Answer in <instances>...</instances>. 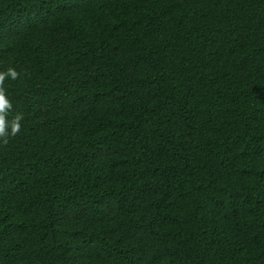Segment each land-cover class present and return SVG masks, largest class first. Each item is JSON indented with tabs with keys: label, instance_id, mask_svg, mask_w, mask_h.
Listing matches in <instances>:
<instances>
[{
	"label": "trees",
	"instance_id": "1",
	"mask_svg": "<svg viewBox=\"0 0 264 264\" xmlns=\"http://www.w3.org/2000/svg\"><path fill=\"white\" fill-rule=\"evenodd\" d=\"M0 264H264V0H0Z\"/></svg>",
	"mask_w": 264,
	"mask_h": 264
},
{
	"label": "clouds",
	"instance_id": "2",
	"mask_svg": "<svg viewBox=\"0 0 264 264\" xmlns=\"http://www.w3.org/2000/svg\"><path fill=\"white\" fill-rule=\"evenodd\" d=\"M7 77H11L13 80L18 79L19 74L15 69H8L6 73L0 72V138H5L4 143H7L6 137L9 135L8 129H11V135H17L21 130L20 121L23 119L21 114H17L13 117L12 121L9 123L7 116L12 109V104L7 98L4 90V81Z\"/></svg>",
	"mask_w": 264,
	"mask_h": 264
}]
</instances>
